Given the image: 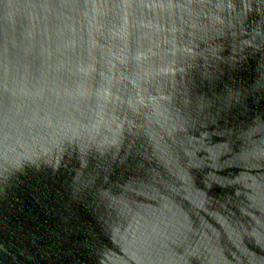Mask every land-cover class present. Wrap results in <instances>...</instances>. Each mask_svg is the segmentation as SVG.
Masks as SVG:
<instances>
[{
  "label": "water",
  "instance_id": "1",
  "mask_svg": "<svg viewBox=\"0 0 264 264\" xmlns=\"http://www.w3.org/2000/svg\"><path fill=\"white\" fill-rule=\"evenodd\" d=\"M0 264H264V0H0Z\"/></svg>",
  "mask_w": 264,
  "mask_h": 264
}]
</instances>
